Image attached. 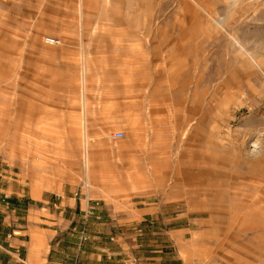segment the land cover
<instances>
[{"label": "rangeland", "instance_id": "rangeland-1", "mask_svg": "<svg viewBox=\"0 0 264 264\" xmlns=\"http://www.w3.org/2000/svg\"><path fill=\"white\" fill-rule=\"evenodd\" d=\"M231 3L0 0L2 198L73 199L83 242L156 232L174 263L264 264V0ZM111 23L142 26V54Z\"/></svg>", "mask_w": 264, "mask_h": 264}, {"label": "crops", "instance_id": "crops-1", "mask_svg": "<svg viewBox=\"0 0 264 264\" xmlns=\"http://www.w3.org/2000/svg\"><path fill=\"white\" fill-rule=\"evenodd\" d=\"M107 25L109 27L99 29L116 31L101 33L117 41L120 47L116 52L142 54L140 44L128 43L144 38V34L135 32L143 29L142 26L138 27L136 23ZM139 73L136 71L135 75ZM88 140L86 136L82 138L85 169L89 163L86 161L89 158ZM23 202L20 197L4 199L0 195V264H195L193 261L171 262L172 258L180 259L181 246L175 245L177 256L170 257L171 253L165 252L166 245L162 244L163 238L156 232L152 233L153 237L144 239L134 233L114 238L108 231L89 230L88 241H81L80 219L74 217L73 199L64 201L65 207L54 204L43 211L33 208L32 202L28 206Z\"/></svg>", "mask_w": 264, "mask_h": 264}, {"label": "built area", "instance_id": "built-area-1", "mask_svg": "<svg viewBox=\"0 0 264 264\" xmlns=\"http://www.w3.org/2000/svg\"><path fill=\"white\" fill-rule=\"evenodd\" d=\"M43 40H44V42H45L46 44L51 45V46H58V45L61 44V40H60L59 38L54 37V36H51V35H45V36L43 37ZM122 135H123L122 132H117L114 136H115L116 138H121Z\"/></svg>", "mask_w": 264, "mask_h": 264}, {"label": "bare ground", "instance_id": "bare-ground-1", "mask_svg": "<svg viewBox=\"0 0 264 264\" xmlns=\"http://www.w3.org/2000/svg\"><path fill=\"white\" fill-rule=\"evenodd\" d=\"M230 1H231L232 3H233V2H236V0H230ZM232 3H231V4H232ZM233 4H234V3H233ZM222 20H223V19H222ZM251 145H252V144H251ZM257 146H258L257 143H254V144L252 145V147H253L252 151H253V152H254V151H255V152H258V151H259V146H258V147H257Z\"/></svg>", "mask_w": 264, "mask_h": 264}, {"label": "clouds", "instance_id": "clouds-1", "mask_svg": "<svg viewBox=\"0 0 264 264\" xmlns=\"http://www.w3.org/2000/svg\"><path fill=\"white\" fill-rule=\"evenodd\" d=\"M257 147H258V146H257ZM252 155H253V156L257 155V152L254 151V152L252 153Z\"/></svg>", "mask_w": 264, "mask_h": 264}]
</instances>
